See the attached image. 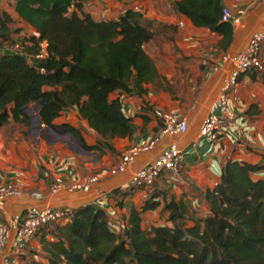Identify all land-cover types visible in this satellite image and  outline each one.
I'll list each match as a JSON object with an SVG mask.
<instances>
[{"label": "trees", "instance_id": "trees-1", "mask_svg": "<svg viewBox=\"0 0 264 264\" xmlns=\"http://www.w3.org/2000/svg\"><path fill=\"white\" fill-rule=\"evenodd\" d=\"M11 1L17 20L48 42L49 57L30 60L36 38L12 29V17L0 13V48L23 46L21 54L6 49L0 54V130L12 123L24 135L21 126L28 127L31 105L45 128L56 127L61 112L75 107L101 139L90 146L79 130L61 124L63 131L76 135L85 152L114 153L109 141L133 130L120 100L110 96L130 93L131 85L157 76L144 51L155 34L132 11L95 20L85 11L89 0ZM222 2L178 0L172 6L193 26L226 36L231 25L221 21ZM260 170L246 162L224 161L220 182L204 195L209 215L189 227L179 222L180 205L167 200L156 182L147 189L150 198L140 210H130L128 226L120 233L111 230L104 210L79 207L64 224L39 230L51 240L41 239L43 261L33 264H264V179H253ZM160 195L173 226L143 229L141 214L155 209Z\"/></svg>", "mask_w": 264, "mask_h": 264}, {"label": "crops", "instance_id": "crops-1", "mask_svg": "<svg viewBox=\"0 0 264 264\" xmlns=\"http://www.w3.org/2000/svg\"><path fill=\"white\" fill-rule=\"evenodd\" d=\"M174 1L178 0H89L86 3L85 11L95 20H113L126 11L141 15L143 24L155 34L154 40L144 46V51L153 62L157 76L131 85L130 93L111 94V99L120 100L133 130L128 137L109 141L114 153L85 152L66 142L38 139L34 135L32 139L25 138L17 131V126L13 129L12 123L1 129L0 185L12 184L23 192L19 198L5 200L2 214L6 221L22 217L33 207L72 211L93 205L105 211L111 230L120 233L128 226L130 210H140L151 194V190L132 189L133 174L171 144L181 150L182 176L175 179L163 173L156 181V189L165 191L167 200L180 205L182 218L179 222L185 227L209 215L204 195L220 182L224 161L257 165L261 170L253 179H264V44L262 70L241 74L230 92L227 105L233 120L219 133L199 135L223 80L233 70L231 58L243 50L264 21V2L223 0V8L231 14V33L223 36L193 26L186 17L175 13ZM225 56H228L227 61L223 60ZM155 110L184 119L188 127L186 133L163 136L150 151L142 152L128 164L123 173L111 175L110 170L124 152L143 141L151 142L159 133L162 125L154 117ZM54 124H68L79 130L90 146L101 139L90 130L75 107L61 112ZM91 175L97 176L98 182L90 190L66 188ZM57 181L62 187L53 193L51 187ZM154 201L159 205L141 214V227H172L169 213L164 210L163 196ZM14 237L12 230L0 255V264L43 261L41 239L50 241V236L44 238L38 231L22 251L17 250Z\"/></svg>", "mask_w": 264, "mask_h": 264}, {"label": "built area", "instance_id": "built-area-1", "mask_svg": "<svg viewBox=\"0 0 264 264\" xmlns=\"http://www.w3.org/2000/svg\"><path fill=\"white\" fill-rule=\"evenodd\" d=\"M262 1L264 2V0ZM221 21L227 23L231 21V14L226 8L222 10ZM179 26H182V24L180 23ZM32 35L36 38L37 47L35 54L31 55L30 60H46L49 57L48 42L40 39L39 34L36 32H32ZM263 44L264 21L260 29L253 33L248 39L243 50L231 58L234 65L233 70L229 76L223 80L217 98L209 107V114L203 120L199 131L200 136L203 137L209 134L219 133L233 120V116L227 105L230 92L237 85L241 74L262 70L261 50ZM6 50L21 54L23 53V46L14 44L11 48ZM0 54H2V52ZM227 59L228 56L223 58L225 61H227ZM39 72L43 74L44 69L40 68ZM153 114L162 125L159 133L151 142L143 141L141 144L133 146L124 152L118 163L110 170L111 175L123 173L128 164L133 162L142 152L150 151L163 136H178L186 133L188 127L184 119L160 110H155ZM180 154L181 150L176 144L169 145L158 154L152 162L133 174L131 184L138 189L151 188L163 173H168L175 179L181 178L182 168L179 159ZM97 182V176H85L81 179L80 183L67 185L66 188L70 191H88ZM61 187L62 183L57 181L51 187V191L56 193ZM22 195L23 192L12 184L0 185V255L10 240L12 230L15 235L16 248L18 251H22L42 227L52 226L64 221L66 222L71 213V211L63 209L33 207L22 217L15 216L11 220L6 221L2 214L5 200L8 198H19Z\"/></svg>", "mask_w": 264, "mask_h": 264}, {"label": "rangeland", "instance_id": "rangeland-1", "mask_svg": "<svg viewBox=\"0 0 264 264\" xmlns=\"http://www.w3.org/2000/svg\"><path fill=\"white\" fill-rule=\"evenodd\" d=\"M2 11L7 12L11 17H12V23L10 27L14 30L20 29L21 32H23L27 36L32 35V30L27 29L24 27L23 23L17 20L16 15L14 14L13 11V3L11 0H0V13ZM9 45H3L0 49V53L2 49H7ZM27 115L29 117L28 121V127L23 125L21 126L22 129L24 130V137L25 138H33L32 135H34L36 138H46L48 140H54V141H62L70 144L74 148H77L79 150H82L81 147L78 145L76 140L73 138L72 135L65 133L64 131L58 129H51L50 131H47L46 128L44 127H39L38 122H37V107L36 105H31L28 110L26 111ZM56 127H60V125H57ZM20 129V128H19ZM19 132V130H17Z\"/></svg>", "mask_w": 264, "mask_h": 264}, {"label": "water", "instance_id": "water-1", "mask_svg": "<svg viewBox=\"0 0 264 264\" xmlns=\"http://www.w3.org/2000/svg\"><path fill=\"white\" fill-rule=\"evenodd\" d=\"M37 122H38V126L39 127H42L43 126V124L41 123V120L39 119V117L37 116ZM58 128H61V127H58ZM51 129H56V127H52V128H46V130L47 131H50ZM62 129V128H61ZM63 130V129H62ZM73 138L76 140V142L78 143V145L80 146V144H79V141H78V139H77V136L76 135H73Z\"/></svg>", "mask_w": 264, "mask_h": 264}, {"label": "flooded vegetation", "instance_id": "flooded-vegetation-1", "mask_svg": "<svg viewBox=\"0 0 264 264\" xmlns=\"http://www.w3.org/2000/svg\"><path fill=\"white\" fill-rule=\"evenodd\" d=\"M57 131H59L58 129H57ZM63 131V130H62Z\"/></svg>", "mask_w": 264, "mask_h": 264}]
</instances>
